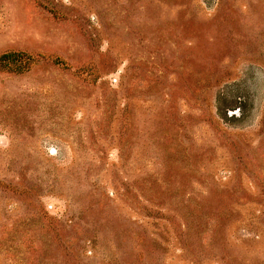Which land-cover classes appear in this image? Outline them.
Returning <instances> with one entry per match:
<instances>
[{
	"label": "rangeland",
	"instance_id": "obj_1",
	"mask_svg": "<svg viewBox=\"0 0 264 264\" xmlns=\"http://www.w3.org/2000/svg\"><path fill=\"white\" fill-rule=\"evenodd\" d=\"M0 264H264V0H0Z\"/></svg>",
	"mask_w": 264,
	"mask_h": 264
},
{
	"label": "trees",
	"instance_id": "obj_2",
	"mask_svg": "<svg viewBox=\"0 0 264 264\" xmlns=\"http://www.w3.org/2000/svg\"><path fill=\"white\" fill-rule=\"evenodd\" d=\"M10 58H11V56H4L3 59H1V61L2 60H9Z\"/></svg>",
	"mask_w": 264,
	"mask_h": 264
}]
</instances>
